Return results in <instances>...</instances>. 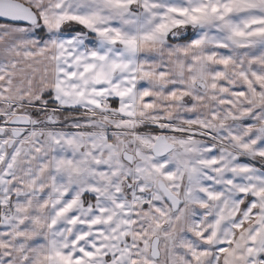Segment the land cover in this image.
<instances>
[{
	"label": "snow or ice",
	"instance_id": "1",
	"mask_svg": "<svg viewBox=\"0 0 264 264\" xmlns=\"http://www.w3.org/2000/svg\"><path fill=\"white\" fill-rule=\"evenodd\" d=\"M0 264H264V0H0Z\"/></svg>",
	"mask_w": 264,
	"mask_h": 264
}]
</instances>
